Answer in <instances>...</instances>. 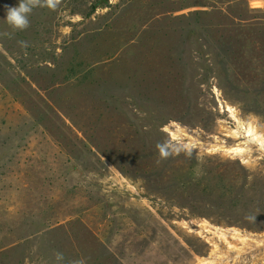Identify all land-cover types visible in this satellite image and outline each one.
<instances>
[{
    "label": "rangeland",
    "instance_id": "rangeland-1",
    "mask_svg": "<svg viewBox=\"0 0 264 264\" xmlns=\"http://www.w3.org/2000/svg\"><path fill=\"white\" fill-rule=\"evenodd\" d=\"M19 2L0 264H264V0Z\"/></svg>",
    "mask_w": 264,
    "mask_h": 264
},
{
    "label": "clouds",
    "instance_id": "clouds-1",
    "mask_svg": "<svg viewBox=\"0 0 264 264\" xmlns=\"http://www.w3.org/2000/svg\"><path fill=\"white\" fill-rule=\"evenodd\" d=\"M60 2L61 0H20L18 7L8 8L6 23L11 28L13 34L26 31L31 26L29 17L34 8L46 7L49 10L55 11ZM0 35H10V33H0ZM17 43L22 49H26L29 46L28 42L24 40H19ZM156 147L162 159H167L171 155L166 144L158 143ZM177 151H179V149H177ZM249 219L255 220L256 218L249 217ZM54 255L57 264H63L65 261L64 254L62 252H56ZM67 264H86V260L84 258L74 259L67 261Z\"/></svg>",
    "mask_w": 264,
    "mask_h": 264
},
{
    "label": "bare ground",
    "instance_id": "bare-ground-1",
    "mask_svg": "<svg viewBox=\"0 0 264 264\" xmlns=\"http://www.w3.org/2000/svg\"><path fill=\"white\" fill-rule=\"evenodd\" d=\"M249 133H250V131H249Z\"/></svg>",
    "mask_w": 264,
    "mask_h": 264
}]
</instances>
